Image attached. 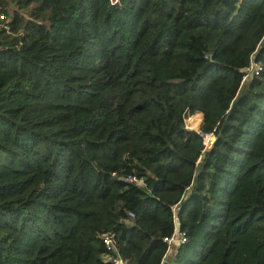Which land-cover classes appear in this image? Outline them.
<instances>
[{"label": "trees", "instance_id": "1", "mask_svg": "<svg viewBox=\"0 0 264 264\" xmlns=\"http://www.w3.org/2000/svg\"><path fill=\"white\" fill-rule=\"evenodd\" d=\"M0 13V264H264V0Z\"/></svg>", "mask_w": 264, "mask_h": 264}, {"label": "built area", "instance_id": "2", "mask_svg": "<svg viewBox=\"0 0 264 264\" xmlns=\"http://www.w3.org/2000/svg\"><path fill=\"white\" fill-rule=\"evenodd\" d=\"M4 19H5L4 14L0 13V22L3 28H5L6 30H9L10 29L9 25L4 21ZM262 70H263V63L262 61L256 60V51H255L254 54L252 55V60H251L250 65L244 69V73H245L244 78H247L255 74H259ZM198 132L204 138L206 145L216 138V135L213 132L205 133L200 129L198 130ZM208 135H210L209 139H207ZM125 180L134 181V182H137L138 184L143 183V180L137 178L136 176H132V175L125 178ZM130 216H134V213L130 212ZM102 238H103V242L106 246L107 251L110 252L111 254L115 253L114 255H110L109 257L110 263L111 264H128L127 260L118 254V251L116 248V239L113 236V234H111L110 232H104L102 234ZM165 240L169 244V250H171V247L175 245L176 240H178L180 244H183V243L188 242V237L185 232L180 231L179 234H177L175 230V233L171 237L166 238Z\"/></svg>", "mask_w": 264, "mask_h": 264}, {"label": "water", "instance_id": "3", "mask_svg": "<svg viewBox=\"0 0 264 264\" xmlns=\"http://www.w3.org/2000/svg\"><path fill=\"white\" fill-rule=\"evenodd\" d=\"M216 138L213 139L211 142H209L207 145H206V151H209L211 150V148L213 147L214 145V142H215ZM181 231V223L179 222V220L176 221V233L179 234V232ZM175 245H180V242L178 240L175 241ZM163 264H169V261L168 260H164L163 261Z\"/></svg>", "mask_w": 264, "mask_h": 264}, {"label": "bare ground", "instance_id": "4", "mask_svg": "<svg viewBox=\"0 0 264 264\" xmlns=\"http://www.w3.org/2000/svg\"><path fill=\"white\" fill-rule=\"evenodd\" d=\"M188 122L192 125L193 128H198L201 125V117H190ZM209 138L210 135L207 136V139Z\"/></svg>", "mask_w": 264, "mask_h": 264}, {"label": "rangeland", "instance_id": "5", "mask_svg": "<svg viewBox=\"0 0 264 264\" xmlns=\"http://www.w3.org/2000/svg\"><path fill=\"white\" fill-rule=\"evenodd\" d=\"M197 115H199V116H197ZM190 117H201V118H202V122H203V114H202L201 112H197V113H195V114L190 115V116L187 118V123H186V124H187L188 129L198 131V130L200 129L201 126H199L198 128H193L192 125L188 122ZM189 126H190V127H189Z\"/></svg>", "mask_w": 264, "mask_h": 264}]
</instances>
